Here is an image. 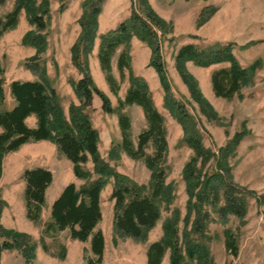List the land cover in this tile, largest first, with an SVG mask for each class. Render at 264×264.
<instances>
[{"label":"rangeland","instance_id":"rangeland-1","mask_svg":"<svg viewBox=\"0 0 264 264\" xmlns=\"http://www.w3.org/2000/svg\"><path fill=\"white\" fill-rule=\"evenodd\" d=\"M41 4L44 0H37ZM50 5L49 14L45 17L47 26L37 30V26L28 20L24 10L19 16L17 25L0 36V64L5 68L0 78H5L6 102L4 107L11 108L14 98L9 92L13 80L39 79L32 69L26 67L25 61L36 58L46 68V74L57 90L66 114L72 105H82V100L73 88L71 80L83 77L72 59V46L81 35L80 17L83 14L84 0H47ZM16 0H0V19L4 18L15 7ZM155 12L168 23H172V32L162 41V57L165 61L173 95L183 102L187 110L194 116L203 143L211 151L210 158H197L195 165L201 177L218 170L221 149L229 145L232 138L239 132L246 135L226 162L232 170L235 186V197L245 195L243 215L216 212L209 204L205 210L210 216L204 232L197 230L196 217L193 210L189 217L187 186L183 178L184 167L194 160L195 152L183 142L184 129L177 118L170 114L165 106V91L160 76L151 65V48L137 37L131 40L130 55L132 71L135 75L146 79L152 92L153 101L165 117L167 141L169 144L166 160L162 164L167 172L166 181L176 186L175 199L162 208V218L155 227L150 229L146 239H134L120 235L115 231V202L111 199L114 179L105 186L101 195L102 221L97 229L105 236V253L101 264H147V250L150 243L164 236V223L173 216L175 209L180 210L178 222L179 236L198 239L205 242L211 251L215 264H264V0H149ZM100 14V36L115 29L127 20L132 12V0H105ZM207 9H215L212 16L201 23V15ZM208 12V11H207ZM33 30L43 34L47 39V49L38 53L37 48L22 43L27 32ZM234 44V55L242 67L256 66L254 80L246 84L242 90L231 98L215 94L212 86V74L216 69L229 67L230 63H216L209 67H199L192 61L187 62V70L195 76L203 96L213 106L218 115L213 119L202 110L180 72L174 58L177 51L187 44L208 47L215 43ZM100 37L96 40L95 50L89 56L90 71L98 89L110 98L114 111L106 112L99 95H94L92 105L86 107L93 125L100 132V153L103 159L110 162L116 171L129 176L139 184L148 185L152 173L147 167L146 159L129 157L123 150L118 160L110 159L113 147L121 146L122 131L119 124L118 101L123 99L129 89L130 74L125 77L118 69V56L124 49L120 47L113 57L112 74L115 75L119 88L117 91L107 79L106 72L98 60ZM125 112L131 118V136L135 143L138 136L148 128V118L143 108L137 104L126 107ZM29 126L37 124L32 116L27 119ZM2 129L0 128V132ZM154 152L152 142L147 153ZM222 160V159H221ZM0 178V200L3 211L0 223L9 229L31 235L37 241L36 257L27 262L23 254L16 249L4 250L1 264H89V259L96 258L92 252L91 241L74 240L68 230L59 233L44 234L45 224L50 221L51 199L66 184L74 182L78 186L87 181L74 173V164L50 140L33 141L9 152L3 161ZM49 168L54 180L47 189V198L40 220L32 221L27 217L25 205L26 181L23 173L34 167ZM93 171L92 160L84 165ZM197 200V199H196ZM198 201V200H197ZM226 199L220 196L219 206H224ZM41 237H45L42 246ZM233 247H230L229 243ZM182 247L184 248L183 241ZM171 250L164 255L162 264H170Z\"/></svg>","mask_w":264,"mask_h":264},{"label":"trees","instance_id":"trees-1","mask_svg":"<svg viewBox=\"0 0 264 264\" xmlns=\"http://www.w3.org/2000/svg\"><path fill=\"white\" fill-rule=\"evenodd\" d=\"M105 0H84L83 14L80 17L81 35L72 46V59L75 66L83 75L79 80H71L73 88L82 100V105H72L67 115L63 104L53 87L51 79L46 74V68L36 61L35 57L25 61L26 67L32 69L39 79L13 80L9 85V92L14 98L11 108L4 107L6 102L5 78H0V178L3 170V161L9 152L19 150L22 145L33 141L50 140L74 164V173L87 181L85 185L78 186L74 182L67 184L60 196L52 203L50 221L45 224L43 233H59L64 230L70 232L74 240L91 241L92 252L95 259H89V264H101L105 253V236L103 231L97 229L102 221L101 195L105 186L114 179V189L111 199L115 202L114 227L120 235L136 239H146L150 229L155 227L162 218V208L171 204L175 199L176 186L166 181L167 172L163 168L169 144L165 117L156 107L149 85L141 76L132 71L130 55L131 40L137 37L145 42L152 50L151 65L160 76L164 88L165 106L170 114L175 116L184 129L183 142L195 152L194 160L183 169V178L187 186L189 219L192 211L199 215L196 217V228L204 232L209 219V212L204 211L206 204L218 213L227 216L229 213L243 215L245 195L235 197L233 192L232 170L226 162L233 151L240 145L246 135L245 131L237 133L229 145L221 149L217 167L201 177L197 171L195 159L210 158L211 151L203 143L202 135L197 128L194 116L187 110L186 105L179 101L172 92L171 82L166 71L165 61L162 57V41L172 32V23H168L159 16L149 0H132V12L129 18L121 22L115 29L100 36V14ZM50 5L47 0L38 4L37 0H16L15 7L4 18L0 19V36L14 28L19 22V16L25 10L28 20L42 31L47 26L45 17L49 14ZM215 10V9H214ZM213 9L205 10L201 15V23L207 21L214 13ZM208 11V12H207ZM100 37V50L98 60L101 68L106 72L107 79L112 88L117 91L119 83L112 74V62L116 51L124 47L119 54L118 69L122 77L130 74L129 89L123 99L118 101L117 107L119 124L122 131L121 146L113 147L109 158L118 160L123 150L132 159H146L147 167L152 177L148 185L139 184L129 176L118 173L110 162L103 159L100 153V132L95 128L86 111L92 105L94 95H99L106 112L114 111L108 95L97 88L90 71L89 56L95 50L96 40ZM27 46L37 48L38 53L47 48V39L43 34L30 30L22 39ZM234 44L215 43L208 47H198L194 44L182 46L174 58L176 67L184 82L190 86L193 97L198 100L202 110L207 116L217 119L218 115L213 106L203 96L198 81L187 68V62L192 61L199 67H209L216 63L227 62L229 67H222L212 74V86L215 94L224 98H231L242 88L252 82L256 73V66L242 67L233 52ZM5 68L0 64V75ZM137 104L141 106L148 118V128L138 136L135 143L131 136V118L123 110ZM36 116V126H29L27 119ZM152 142L154 152L147 153V147ZM222 159V160H221ZM94 163L93 171L84 165ZM26 181L25 205L27 217L32 221H39L46 203L49 185L54 180L52 171L44 167L26 169L23 173ZM226 199L224 206H219L220 196ZM198 201H197V200ZM3 201L0 200V215L3 211ZM180 210L173 211L163 226L164 236L150 243L147 250V264H162L164 255L171 250L170 264H215L209 246L198 239L179 236L178 222ZM27 233L5 228L0 223V259L2 252L16 249L23 254L27 262L36 257L37 241ZM180 240L185 243L184 248ZM42 246L45 237H41ZM230 242V241H229ZM233 247L232 243H229ZM1 264V263H0Z\"/></svg>","mask_w":264,"mask_h":264},{"label":"crops","instance_id":"crops-1","mask_svg":"<svg viewBox=\"0 0 264 264\" xmlns=\"http://www.w3.org/2000/svg\"><path fill=\"white\" fill-rule=\"evenodd\" d=\"M32 116L36 119V116H35L34 114H33ZM32 116H30V117H32ZM30 117H29V118H30ZM36 120H37V119H36ZM35 126H36V125H35ZM66 185H67V184H66ZM66 185H65V186H66ZM65 186H64V187H65ZM64 187H63V188H64ZM62 191H63V189H62V190H61V191L55 196V198H52V199H51V204H52V203H53V202H54V201L60 196V194L62 193ZM52 205H53V204H52Z\"/></svg>","mask_w":264,"mask_h":264}]
</instances>
